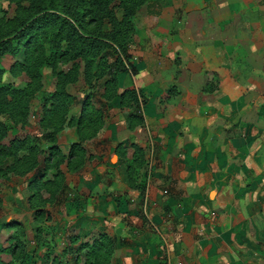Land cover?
Listing matches in <instances>:
<instances>
[{
	"label": "crops",
	"instance_id": "crops-1",
	"mask_svg": "<svg viewBox=\"0 0 264 264\" xmlns=\"http://www.w3.org/2000/svg\"><path fill=\"white\" fill-rule=\"evenodd\" d=\"M132 22L115 95L106 99L96 86L99 99L90 102L100 125L85 137L79 170L65 167L66 159L58 164L64 186L44 206L48 219L39 224L27 202L34 169L1 177L7 182L1 206L28 209L36 219L30 238L52 214L45 222L54 226L47 233L52 250L76 241L79 248L104 232L116 241L109 264H264V0H146ZM47 68L40 89L49 93ZM78 78L75 91L66 84L74 123L55 133L64 154L78 140L75 119L89 86ZM128 88L137 101L120 103ZM34 106L42 111V98ZM37 115L34 130L27 115L24 128L8 134L40 133L44 147ZM134 146L142 162L131 166L138 176L129 187ZM50 169L40 181L52 178ZM7 215L0 214V247L11 242L3 233L14 229L4 222L25 230L22 219ZM32 243L42 257L45 247ZM60 260L75 264L71 256Z\"/></svg>",
	"mask_w": 264,
	"mask_h": 264
},
{
	"label": "trees",
	"instance_id": "trees-1",
	"mask_svg": "<svg viewBox=\"0 0 264 264\" xmlns=\"http://www.w3.org/2000/svg\"><path fill=\"white\" fill-rule=\"evenodd\" d=\"M9 1L14 3L12 15H0V116L5 114L12 123L25 122L28 112L25 97L41 88L42 66L49 67L54 77V86L42 97V113L38 120L43 129V139L47 141L45 150L40 147L39 142L27 135L10 137L5 147L2 139L7 135L8 124L0 119V163L8 161L3 167L0 166V175H5L7 170L20 175L34 169L27 202L35 217L47 213L45 219H48V212L41 205L52 199L53 195L50 194L49 198L42 197L40 188H63V176L57 168L58 164L66 159L69 169H77L84 155L80 140L93 134L100 125V110L91 104V93L86 92L75 119L78 140L69 145L65 154L60 151L55 144V133L63 124L74 123V119L72 121L71 117L67 118L68 106L74 97L66 91V84L76 81L79 75L88 85L91 79L101 78V95L106 99L115 95V73L124 67L123 60L129 56L127 46L133 31L132 15L146 0ZM5 53L16 56L7 68L1 63V57ZM109 54L113 55L111 60ZM59 64L68 66L62 69L58 67ZM6 71L9 75L21 72L27 80L21 85L4 80L2 76ZM119 97L120 103L137 101V93L133 88L124 89ZM140 119L137 116V120ZM134 150L136 154L126 166L130 185L138 173L131 166H138L142 162L141 149L134 146ZM38 152L43 153V156L38 158ZM51 166L54 169L52 178L40 181ZM4 225L16 228L10 236L12 241L0 247V251L15 256L16 248L22 246L16 238V232L21 233L23 230L13 220L4 222ZM53 229L52 224L45 223L43 227L37 225L34 228L33 241L44 246L45 253L52 249L53 242L47 233ZM95 236L91 242L84 241L79 244L80 247H87L85 264H106L103 261L112 238L102 232ZM69 239L76 240L77 236L69 235ZM51 260V264L61 262L56 256L51 257ZM0 264L15 263L0 259ZM19 264L34 263L29 254L26 258H21Z\"/></svg>",
	"mask_w": 264,
	"mask_h": 264
},
{
	"label": "rangeland",
	"instance_id": "rangeland-1",
	"mask_svg": "<svg viewBox=\"0 0 264 264\" xmlns=\"http://www.w3.org/2000/svg\"><path fill=\"white\" fill-rule=\"evenodd\" d=\"M13 11H14V3L12 1H9V0H0V15L11 16L12 13H13ZM117 12H118V10H117ZM112 57H113V55L112 54H109V59L110 60L112 59ZM14 58H15V56H11L10 54H6L5 57L1 61L3 62V64L5 65V67L7 68L8 65H9V63H11L14 60ZM67 66H68V64H59L58 65V67L59 68H62V69L66 68ZM47 72L48 73L50 72L49 67L47 69H45V73H44V81L45 82H43V83H45V85H44L45 87H47V83L46 82H52V80L54 81V77L51 75V72L49 73V75H51V77L47 74ZM2 77H3L4 80L13 81L15 84H18V85L23 84L25 82V80H27L26 76L24 74H22L21 72H16L14 75H9V73L6 71V72H4V74H3ZM41 78H42V76H41ZM78 79L79 80L77 82L76 81L69 82L68 83V86H67V89L69 88V90L75 91L77 88H79L81 86V78H78ZM89 84L90 85L88 87L86 86V88H84V92L87 91V92H90L92 94L95 93L96 95L95 96L92 95V96H90V98H91V101H93L96 104L97 103V99H99L98 96H97V93H99V90H98V87H96V86L99 85V87H100L102 85L101 78L100 79L99 78L98 79H91V81H90ZM45 94H46L45 91L42 92V90L39 89L38 91L34 92L33 94L27 95L25 97V103L27 104V108H28L27 115L29 117L30 128H31L30 130L31 131L36 128V122H35L36 119L35 118H36V116H38L37 113L40 114V115L42 113L41 108H40V110H38V107L35 108L34 105L35 104L38 105V102L40 101V99ZM31 110L33 112L29 113V111H31ZM27 115H26V118H27ZM0 119L2 121L4 120L8 124L7 135L2 139V144L5 147L8 145V144H6L7 139H9L12 136H24V135H27V136L31 137L32 140H36L37 143L39 142V144H40V138H37V139L34 138L35 135L37 136L40 133H35L33 136H31V134H29L28 132L21 133L19 135H9L8 134V132L11 131L13 127H17L18 126L17 128L23 129L24 128L23 125L25 124L26 120H25V122L23 124H20L19 122L18 123H12L9 120V118H7V116L5 114L1 115L0 116ZM85 140L86 139L84 137H83V139L80 140V143L82 144L83 147H84V141ZM46 144H47V142H46ZM45 146L42 147V148H44V150H45ZM83 154H84V152H83ZM37 156L38 157L43 156V153L38 152V155ZM7 162H8L7 160L6 161H3L2 163H0V166L3 167L4 165L7 164ZM65 167H66V164H65ZM50 168H51L50 170L53 172V170H54L53 169V166H51ZM77 170H79V167H77L76 171ZM7 173H11V171L7 170L6 171V174ZM144 173L145 172H142V176L144 175ZM5 175H3V176L0 175V189L2 191L5 190V188L7 186V182H6L5 178H1V177H4ZM10 176H12V175H10ZM131 182H132V184H134V181L131 180ZM141 182H143V181H141ZM128 184H129V187H132V185H130V183H128ZM56 190L57 189H55V190H48L47 189L49 196H50V194L51 195L55 194V191ZM142 195H143V190H142ZM50 200H46L41 206H43V207L46 206L47 205V202H49ZM47 211L49 212V209ZM0 214H2L6 218H9V216L7 214H10L11 216H14V218L22 219L23 224L25 225V230H26L25 231L24 228H21L23 230V232H21V233L20 232L19 233L16 232V238L18 240H20V242L22 243V246H21V248H16L15 256L12 255V254H10L9 252L0 251V259L1 260H3V261H9L10 260V261H13L15 264H19L21 258H26V255H29L30 254L31 260L33 261L34 264H36V261H37V263L39 262L40 264H45V263L46 264H48V263L51 264V262H52L51 257L53 258V256H56L57 259L66 258L67 256H71L73 259H75V264H85V259H86V255L85 254H86L87 247L85 246V247H79V248H77L78 247L77 246V243H78L77 241L76 242H71L72 244H71L69 250L64 249V250L57 251V250L50 249L47 253L43 252L41 254L42 257H40V254H38L39 251H37V249L32 248V247H35L33 245V243H32L33 242V238H30L29 237V236H31L30 235L31 234V227L34 224L33 221H32V219L34 221H36V219H38V222L40 224V222H41L40 219H45L47 217V214L44 213V215H40L41 217H37L35 219L34 216L31 217L30 212L28 211V209H25L24 208V209H20L18 211H14V210L11 211V209H5L4 208V205L1 206V200H0ZM51 215L52 214L49 213L50 220H46V221H49V222L52 223V221H53L52 218L54 216L53 215L51 216ZM5 220H7V219H5ZM45 224H47V223H45ZM13 227H14V229L12 231H10L8 234L7 233H3L2 236H8V237H10L11 236V233H13V231H15V228H16L15 226H13ZM102 233H104V232H102ZM72 234L73 233L70 232L69 234H67V236L72 235ZM95 235L90 236L85 241L91 242V240L96 237ZM3 242H4V244H7L6 243L7 241L5 239L3 240ZM61 245H62V243H61ZM115 245H116V241H115L114 238H112L111 242L107 246L108 247L107 256L104 258V261H103V262L106 261V264H109V262H110V258H111L112 254H113V250H114ZM29 260H30V257H29Z\"/></svg>",
	"mask_w": 264,
	"mask_h": 264
}]
</instances>
